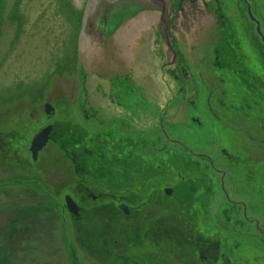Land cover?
<instances>
[{
    "label": "rangeland",
    "instance_id": "374dc122",
    "mask_svg": "<svg viewBox=\"0 0 264 264\" xmlns=\"http://www.w3.org/2000/svg\"><path fill=\"white\" fill-rule=\"evenodd\" d=\"M168 1L174 65L157 32L159 12L127 8L98 32L93 22L109 6L97 0H0V133L11 131L17 139L11 161L0 154V264H114L116 254L140 255L126 246L95 255L92 238L76 232L65 207L68 192L56 190H72L66 153L55 137L37 161L29 150L52 122L56 132L64 122L67 131L79 125L89 136L112 129L109 136L128 139L147 160L180 154V162L174 157L167 168L137 177L136 194L155 177L150 195L160 192L134 205L141 222L182 210L163 199L164 189L199 179L195 206L207 218L204 226L223 230L230 248L241 244L232 260L264 264V239L253 224L264 231V44L242 0ZM246 1L264 36V0ZM144 15L150 21L133 30L129 23ZM82 36L88 38L85 51ZM45 104L54 116L45 114ZM112 143L113 153L130 151L119 141L126 147L120 153ZM152 255L141 256L155 261Z\"/></svg>",
    "mask_w": 264,
    "mask_h": 264
},
{
    "label": "flooded vegetation",
    "instance_id": "af4514ba",
    "mask_svg": "<svg viewBox=\"0 0 264 264\" xmlns=\"http://www.w3.org/2000/svg\"><path fill=\"white\" fill-rule=\"evenodd\" d=\"M99 1L101 4H105L106 6L108 5L110 10H106L107 7L104 8L102 15L98 16V18L95 19V24L98 21V24H96V31L98 32H103L106 30V27L113 14H116L122 10H126L127 8L137 7L142 9H156L160 6L161 9H163V14L165 9L167 8L165 6L166 4L164 0H128L126 2L128 7H126V3L124 2V0ZM121 3L123 4L121 5ZM159 14L161 15L160 12ZM170 63L171 65H173L174 63H176V60ZM55 125L56 123L52 122L51 124L45 126V128H50V138H56L58 145L60 146L61 150H63V154L67 153V155L64 154V156H67L65 158H67V160H72L70 162L74 170V182L72 190L67 188V191L65 192H68L67 196L72 198V200L78 206V211L74 215L70 214V216L73 219L75 230L79 235L82 236V234L86 232L91 234L90 237L92 238V244L90 246H102L103 250L108 249L109 251L111 249L110 246H126L130 250H135V248H138L139 250L147 249V251H153L152 254H155V256L156 254L159 256H163L160 255L163 249L164 253H167L166 257H170L172 254L175 253L181 254L180 257H185L188 255L189 257H191L193 255L197 257L193 259V264H214L213 260L208 259L209 250L207 248L208 246H221V244H223L225 241L224 232L223 230H218L217 228H206L204 226L203 221H206L207 218L205 220L204 217L200 218V215H197L199 210L198 207L195 206L196 196L195 194H193V192H196V189L191 191V193H181L182 187L185 186V184H189L192 181L198 179L190 180L186 183L185 181H179L172 188H165L163 191V199L173 198V200H175L176 202H178V199H180L179 196L181 195L185 201L183 200L178 203L182 207L186 206L188 210H186L185 212L183 210H177L172 212H160L159 217H149L147 219L144 218V220L141 222L140 218L143 217V213L142 211H137V208H135L134 205H137L139 202L140 205L149 202L148 198L153 195L157 197L156 194L160 192L158 190H155L156 192L150 195L151 193H153L154 190H150L151 186H149L147 188L145 187L144 189H142L139 194H136L135 192H127V194H123V192L125 193L126 190H115L116 193H113L111 195L106 193L105 191L109 192L111 191V189H113L111 185L114 182V177H112L111 168L115 163L112 162V160H110V162L108 163L106 158H101L99 156L101 150L99 147H96V144H94V151H91L92 155H94L90 161L93 165V158L99 157L100 159L96 158L98 159L97 162H99L98 166L96 165L94 169H87L83 171L82 169H84V166L82 164V157L80 154V149H78L80 147H78L80 141L78 142V140H76V138L78 139V137L77 135L75 136V131L74 133H72V137L74 139L73 147H75V149H73V147H67L68 145L66 144V141H60L61 138L64 139L69 135V130L67 131V129L68 127H70V124L66 125L67 128H65L64 122L58 124L57 132L55 130ZM61 127H63L64 129H61ZM108 132L113 133L114 131L112 129H108V131H104L101 133L105 136V134ZM16 142L17 139L13 132L9 131V133H0V154L2 153L4 157L7 154V156H9V160L11 161L12 157L14 156V153L16 152L14 149H12L14 148ZM117 143L118 140L115 141L116 146L118 145ZM127 143L128 139L126 145ZM97 144L100 145V142H98ZM126 147L122 149L125 150ZM223 152V155H227V158L229 157V159H233V157L228 155V152L226 150H224ZM85 159L86 158H84V160ZM92 170L94 171V173ZM97 176L98 179L100 178V180H98L100 182L99 188L95 186V184L97 183H89V180H91V178ZM155 178L157 179L158 177ZM156 179H151V181L149 179V181H146V183L140 185L147 186L148 183L152 184V181ZM103 184L106 187H103ZM197 185L198 184H196V186ZM222 188L223 186L221 185V189ZM64 190L65 189H63L62 191ZM129 197H131L132 200H129ZM117 201L119 202V204L117 203ZM83 202L86 205L88 203H93V206L90 210H87L86 205L83 204ZM106 206H112L113 208H116V213L114 215L110 213L105 208ZM121 206H126V208L122 209ZM102 208H104V210H101ZM163 215H165L166 217L162 218ZM244 218H246V215H244ZM180 220V223H175ZM186 224L188 225V227L186 231H184L182 228ZM253 224H255L254 228L256 232H258L259 235L264 239V231L262 230V228L256 227L258 226L257 221H254ZM161 228H163L162 231L159 230ZM88 229L91 230V232H88ZM97 239L100 242L99 244L97 242ZM159 246H171L170 249H172V254L171 250L166 251L164 248H159ZM153 247H156L157 249ZM174 257L175 256L171 257L172 260L180 259V257ZM113 261L114 264H143L144 262H153V260L148 259V257L147 259L143 258L141 254L138 258L126 255L119 256L116 254V256L113 258ZM216 264H218V261Z\"/></svg>",
    "mask_w": 264,
    "mask_h": 264
},
{
    "label": "trees",
    "instance_id": "16d2710c",
    "mask_svg": "<svg viewBox=\"0 0 264 264\" xmlns=\"http://www.w3.org/2000/svg\"><path fill=\"white\" fill-rule=\"evenodd\" d=\"M223 51L226 54L229 53V50H228V47L226 48H223ZM237 73V72H236ZM72 127V126H71ZM75 131V136L77 135L78 139L76 138V140H78L79 144H78V149H80V154H81V157H82V164L84 166V169H82L83 171L84 170H89V169H94V167L97 165L98 166V163L97 160L100 159L99 157H96L98 159H96L95 157L93 158L92 162H93V165L91 163V158L93 157L92 155V152L94 151L93 147H94V144H96L97 146L96 147H99L100 148V153H99V156L102 158H106L107 162L109 163L110 160H112V164L113 167L111 168V174H112V177H114V182L113 184L111 185L113 187L114 190H122V191H125L128 192V193H132L134 192L133 189H135L134 187H136L137 183L136 182H139V181H136V179L139 178V175L140 176H144V175H149L151 174V171L154 172L156 171L155 168H162V166H164L162 169L164 168H167L168 165H166L165 162H173V161H176L174 160V157L178 158L177 161L180 162L181 161V155L180 154H174L172 156H169V155H166V159H162V158H158V157H155L153 159H150V160H147V159H143L140 155H138V153L136 152V147L133 145V143L131 141H129L127 143V147H129L130 151L127 152L126 155H122L120 156L118 153H113L114 150H116V148L114 149V145L112 143L117 141L118 140V145L117 146H120L119 149V152L122 153L121 151L123 150L122 148L125 147L124 144H120L119 141L121 142H124L126 143L127 141H123L121 140L120 138L119 139H115L114 137L112 138L111 136H109L110 134H112L111 132H108L105 134V136H98V135H93V136H89L87 134L85 135H82L81 133L83 132L82 129L79 127V126H74L72 127V129H69V135L66 137V138H61L60 141H66L65 143L68 145H66L67 147H72L73 146V143H74V139L72 137V133H74ZM81 134V135H80ZM100 142L102 143L101 146L98 145L97 143ZM63 151V150H61ZM92 151V152H91ZM67 155V153H66ZM67 157V156H65ZM84 158H86L84 160ZM67 160V158H66ZM68 161V160H67ZM70 161H72L70 159ZM90 163V165H89ZM72 166V165H71ZM99 169V168H98ZM115 169L114 173H113V170ZM74 171V170H73ZM93 171V170H92ZM161 171V170H159ZM135 172V173H134ZM187 172V168H183L181 171H180V174L181 173H185ZM94 173V171H93ZM98 174V173H97ZM136 174V175H135ZM74 176V174H73ZM138 177V178H137ZM100 178L98 179V176L97 177H94V178H91V180H89V183H97L95 184V186L97 188H99V181ZM199 180V179H198ZM190 181V180H189ZM203 181V180H202ZM180 182H183V181H180ZM188 182V181H185V183ZM146 183V182H145ZM196 182L195 181H192L191 183H187L185 184V186L182 187V194L185 193V192H188V193H191V191H193L194 189H196V192H193V194H195V196L197 195V185L196 186ZM98 185V186H97ZM192 185V187H191ZM152 185L151 184H148L147 186H143V185H140L139 186V191H141L142 189H144L145 187H149ZM190 186V187H189ZM67 187V186H66ZM103 187H106L104 184H103ZM65 189V191H67V188H63ZM56 190H60V192H62V189L58 188ZM54 194H58L57 192L54 193ZM180 199H178V202H181L183 201V197L180 195L179 196ZM175 201V200H174ZM185 201V200H184ZM138 202V201H136ZM140 203V202H139ZM83 204H85L83 202ZM179 204V203H178ZM86 205V204H85ZM110 213H112L113 215L116 213V208H113L112 206H106L105 207ZM101 210H104V208H102ZM167 210V208H166ZM182 210L185 212L186 210H188L187 207H182ZM167 212H172V211H167ZM88 232H91V230L88 229ZM90 235L89 233H84L82 234L81 237H83L85 240L87 239H90ZM92 241H89V246L92 244L91 243ZM225 246H228L227 248V251L228 253L226 254V250L224 249V245ZM221 244V246H208V250H209V254L211 252L214 253V255L208 257L209 260H213L214 261V264L217 263L218 261V264L222 263V264H242L240 263L239 261H237L236 259H231L230 255H232L233 251L235 249L238 248V246H241V244H237V243H233L232 245V248H230L229 246V241L228 243H223ZM238 245V246H237ZM95 252V255L99 254L100 252H107L108 250H103L102 249V246H90ZM171 248V247H170ZM174 258H178V257H174ZM181 258V257H180ZM197 257L195 256H191L189 257L188 256H185L183 257L182 259H179V263L181 262L182 264H185L187 262V264H193V262H190L188 263V260L189 259H195Z\"/></svg>",
    "mask_w": 264,
    "mask_h": 264
},
{
    "label": "water",
    "instance_id": "95a60500",
    "mask_svg": "<svg viewBox=\"0 0 264 264\" xmlns=\"http://www.w3.org/2000/svg\"><path fill=\"white\" fill-rule=\"evenodd\" d=\"M245 2V0H243ZM161 12L163 13V9H161ZM247 14L250 19V21L254 22L256 24V33L260 36L262 43L264 44V36L262 35L260 31V25L259 22L256 21V19L252 16L250 7L247 5ZM159 32L161 33V36L164 40V43L166 44L167 48L173 53L175 56V53L171 47V39L169 37V31H168V12L164 15L162 14V17L160 19V26H159ZM44 112L46 114H50L53 116L54 112L53 109L50 107L49 104L44 106ZM49 128L44 129L40 133H38L31 141L30 144V153L32 160L35 161L37 159L38 153L46 146V144L49 141ZM224 153V152H223ZM227 156V155H226ZM229 158V157H228ZM65 205L67 208V211L71 213L72 215L76 214L78 211V206L75 204V202L69 197H65ZM122 209L126 208V206H121Z\"/></svg>",
    "mask_w": 264,
    "mask_h": 264
},
{
    "label": "bare ground",
    "instance_id": "6f19581e",
    "mask_svg": "<svg viewBox=\"0 0 264 264\" xmlns=\"http://www.w3.org/2000/svg\"><path fill=\"white\" fill-rule=\"evenodd\" d=\"M98 2H99V0H97ZM167 3L170 5V3H169V1L167 0ZM103 5H105V4H103ZM106 6V5H105ZM108 6V5H107ZM106 10H110V8L109 7H107L106 8ZM148 19H150L149 17H147V16H143L140 20H136V21H133V22H131V24L129 23V25H131L132 26V28H133V30H134V28L135 29H139L141 26H143L146 22H148V21H150V20H148ZM161 19V18H160ZM153 21H154V19H152ZM160 21V20H159ZM95 22V21H94ZM96 24H98V21L96 22ZM168 28H169V22H168ZM133 34V31L130 33V36ZM125 35V32L124 33H122L121 32V36H124ZM127 38L129 37V34H127V36H126ZM87 37L86 36H82V38H81V49H82V51L84 50H86V46L88 45V43H87ZM173 57V60L172 61H175L176 59L175 58H177V53H175V56L173 55L172 56ZM250 83L247 85L248 87H250ZM157 106V105H156ZM34 138V137H33ZM49 139L50 140H52V137L50 138L49 137ZM118 139V138H117ZM135 173V172H134ZM136 175V174H135ZM223 185V184H222ZM223 191H224V189H222ZM224 196H225V198L227 199H229V197H228V195L226 194V192H224ZM171 199H173V198H171ZM227 199V200H228ZM230 202H232L231 200H229ZM232 203H235V205L236 204H238V203H240L241 204V202H238V201H233ZM168 205V204H167ZM167 205H164L163 207L165 208ZM181 222V220L180 221H177V222H175L176 224H178V223H180ZM174 224V223H173ZM177 226H179V225H177ZM187 227H188V225L186 224V225H184L183 226V230L184 231H186V229H187ZM257 228H260L259 227V225L258 226H256ZM160 231H162L163 230V228H161V229H159ZM170 235V234H169ZM167 237H169V236H167ZM160 247H162V248H164L166 251H170L171 249H170V247L171 246H159V248ZM153 248H156V247H153ZM137 249L138 248H135V250L134 251H137ZM157 249V248H156ZM143 251H141V249H140V251H139V249H138V252H137V254H141V255H145V256H151L152 254L151 253H153V251H151V253L150 252H146V250H144V249H142ZM157 255V254H156ZM160 255H163V256H159V255H157V256H154V255H152V257L155 259V261H153V262H150L151 264H160V263H163V262H165V260L167 259V260H172V256H175V257H180L181 256V254H172L170 257H165V256H167V253H161ZM160 262V263H159ZM149 262H144L143 264H150Z\"/></svg>",
    "mask_w": 264,
    "mask_h": 264
}]
</instances>
